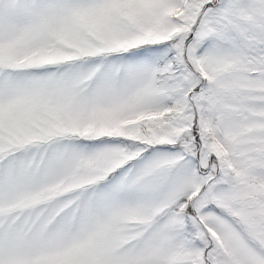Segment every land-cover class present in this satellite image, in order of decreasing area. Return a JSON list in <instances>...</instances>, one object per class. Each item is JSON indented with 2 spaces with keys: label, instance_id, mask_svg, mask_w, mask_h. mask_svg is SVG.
Returning <instances> with one entry per match:
<instances>
[{
  "label": "snow or ice",
  "instance_id": "1",
  "mask_svg": "<svg viewBox=\"0 0 264 264\" xmlns=\"http://www.w3.org/2000/svg\"><path fill=\"white\" fill-rule=\"evenodd\" d=\"M0 264H264V0H0Z\"/></svg>",
  "mask_w": 264,
  "mask_h": 264
}]
</instances>
